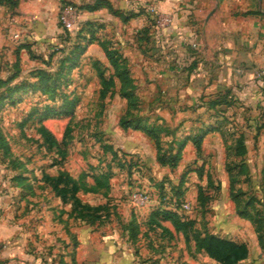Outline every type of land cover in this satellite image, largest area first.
<instances>
[{
	"label": "rangeland",
	"instance_id": "1",
	"mask_svg": "<svg viewBox=\"0 0 264 264\" xmlns=\"http://www.w3.org/2000/svg\"><path fill=\"white\" fill-rule=\"evenodd\" d=\"M66 1V4L78 8L79 3ZM62 6L63 3L56 12L54 32L48 34L50 39L47 41L39 42L24 35L25 40L14 46L0 42L1 77L14 71L16 47L24 45L25 54H20V48L17 56L20 71L11 83L25 80L37 85L36 68L54 72L49 78L50 90L42 91L30 85L14 92V101L11 98L0 101V178H6L14 187V213H44L49 208L51 213H67L68 244H72L73 237L76 238L70 230L71 221L79 218L83 225L91 222L102 227L101 234L113 231L120 241L138 247L147 245L150 248L154 244L158 248L167 247L150 256L158 261L161 257L162 264H222L221 256L215 252L195 249L190 229L174 230L173 237L168 238L160 235V228L148 227V213L157 205L168 206L184 217L193 218L202 233L209 231L245 241L247 257L257 259V262L245 263L241 259L235 264H264V249L258 240L261 235L264 241V171L260 170L264 164V148L260 151V147H264V133L252 137L254 132L247 130L246 152L234 153L229 147L233 145L232 136L235 131L246 130L247 123L235 120L231 114L226 120L216 122L221 115L218 106L212 109L192 106L195 119L178 121L183 114L179 113L178 118L176 107L165 104L167 100L163 99L172 97L170 91L162 88L152 90V94L144 91L140 76L130 66L134 87L130 90L125 87L132 91L130 97L125 96L119 90L118 78L110 79L113 68L102 56L104 51L96 40L88 43L71 62L66 74L61 75L58 72L59 57L73 44L78 29L66 32L60 19ZM137 27L142 26L135 23L116 26V29L127 31L132 37L138 35ZM97 33L99 39L105 38L104 30ZM43 34L47 35L46 28ZM69 63L67 61L66 65ZM101 73L105 78L100 77ZM62 81L67 84L64 86ZM2 90L3 86L0 87ZM63 94L76 99L71 115L44 120L65 149V155L61 156L37 133L38 114L30 111L46 102L57 105ZM186 108L190 106L182 110H188ZM121 116L128 119L129 126L120 125ZM136 120L142 125L148 123L158 127L159 147L154 138L133 127ZM214 123L217 128L204 136L199 150L193 144L191 147L185 144L177 163L170 164L179 141L186 134ZM66 125L70 130L66 142L62 143ZM139 144L149 150H139ZM161 156L164 157L163 163L160 162ZM107 174L109 176L105 179ZM98 175L104 184L96 190L73 191V179L94 184ZM135 190L146 191L149 201L144 205L134 203L131 193ZM58 199L66 208L58 206ZM184 202L189 203L188 210L181 209ZM235 215L241 219L240 232H233L230 228ZM143 253L137 256L139 262L146 257Z\"/></svg>",
	"mask_w": 264,
	"mask_h": 264
},
{
	"label": "crops",
	"instance_id": "2",
	"mask_svg": "<svg viewBox=\"0 0 264 264\" xmlns=\"http://www.w3.org/2000/svg\"><path fill=\"white\" fill-rule=\"evenodd\" d=\"M73 1L79 4L94 2ZM108 2L122 13L139 9L144 11L124 22L108 6L93 10L78 8L79 24L85 20L103 23L102 30L126 55L131 70L140 76L139 82L144 84V91L148 90L150 94L154 89L170 91L172 97L163 99L167 100L165 104L176 107L178 118L179 113L183 114L178 121L194 120L192 106L196 109L206 107V99L216 93H227L225 98L229 102L221 103L225 118L231 114L235 120L247 123L246 130L241 129L245 141L247 130L254 132L252 137L263 135L264 0ZM62 3L63 0H18L13 7L0 5V42L9 47L14 46L25 40L22 38L24 35L39 42L47 41L50 39L48 34L54 32L56 12ZM149 5H155L162 15H171L172 21L163 27L152 25L147 40L139 39L138 35L131 37L127 31H117L116 26L135 23L142 27L147 25L148 19L152 17L147 10ZM44 28L47 35L43 34ZM140 28L135 30L139 31ZM185 35L201 40L203 45L192 47ZM18 37L21 39H16ZM24 51L23 48L20 50L22 56ZM102 56L106 57L104 53ZM158 83L161 84L159 87ZM189 106L186 108L188 110H182ZM258 125L260 127L257 130ZM191 144L188 141L186 147H191ZM146 147L139 144L137 148L141 151L149 150ZM263 148L260 147V151ZM58 202L59 207L66 208L61 199ZM51 212L49 208L44 213H14V187L6 178H0V264H44L41 257L47 261L46 264H61L60 258L64 264H71L69 251L73 246L68 244L67 213ZM37 216L40 219L37 220ZM233 220L231 230L240 232L241 219L235 215ZM71 222L73 226L70 230L78 240L75 246V260L78 264L164 263L161 257L159 261L151 257L155 252L168 249L165 246L158 248L154 244L155 247L152 245L150 248L147 245L138 247L120 241L113 231L101 234L103 229L97 224L89 222L83 225L79 218ZM163 224L174 231L169 221H163ZM143 251L146 257L139 262L137 256ZM243 260L245 263L257 262L252 257Z\"/></svg>",
	"mask_w": 264,
	"mask_h": 264
},
{
	"label": "trees",
	"instance_id": "3",
	"mask_svg": "<svg viewBox=\"0 0 264 264\" xmlns=\"http://www.w3.org/2000/svg\"><path fill=\"white\" fill-rule=\"evenodd\" d=\"M18 0H0V4L2 5H9L11 7L15 6L17 4ZM67 2L66 0H63V3ZM101 6H108L109 10L115 14H119L121 19L125 22L132 16H135L136 14L144 11V9H139V11H130L129 13H122L118 9H114L108 0H94L93 3H82L79 4L77 7L81 9L86 10H93L97 9ZM147 25H144L140 28L139 31H137L139 39H146L149 37V30L152 27V25L155 24V20L150 17L148 19ZM104 27L103 23L99 21L94 20H85L82 22V24H79V27L77 29L76 33V39L73 40V44L70 47H67L68 50L59 57V65L60 68L58 69V72L63 75L66 74V71L68 67L71 66V62L75 61L77 57L85 50L86 45L94 40L98 44L102 46V49L104 51V54L110 64V66L113 68V71L110 73V79H112L114 76L118 78L120 82L119 90L123 92V94L127 97H130V94L132 93L127 91L130 90L129 88H133L134 86L132 84V78L130 76L129 72V63L126 55L122 52L119 46L115 44V41L107 36L105 33H102L105 38L99 39L98 37V30H102ZM64 29L67 32V28L64 27ZM89 34V35H86ZM63 40H67L63 38ZM85 41L83 43L82 41ZM24 45L19 44L16 47V59L14 62V71L9 73L5 77L0 76V87L3 86L4 91H0V101H3L5 98H11L10 100L14 101V95L13 93L16 91H19L20 89L28 86H33L36 88L41 89L42 91L50 90L51 84H50V77L54 74V72H50L46 68H36L34 70V74L38 76L37 85L36 82L30 83L27 81L22 82H16L11 83V79L14 78L16 75H18L20 68L19 64L17 63V56H19V49L22 48ZM33 57H36V55H33ZM49 57H51V53H49ZM67 61H69L70 65H66ZM65 69V70H64ZM101 78H105L104 75L100 74ZM63 80V78H62ZM65 81V78L64 80ZM62 81V82H63ZM64 83V82H63ZM67 84V81L64 83V86ZM58 85H61L60 83ZM58 88V87H57ZM56 88V89H57ZM61 92V91H59ZM227 93H224L222 95H219L216 93L213 97L206 99L204 103L206 104L207 108H213V107H220V119H218L216 122H221L223 120H226L225 116L223 115L221 103H228L229 101L226 100ZM203 97V96H201ZM76 104V99L73 98H67L66 94H63L60 102L57 105H53L50 102L43 103L40 108H32L30 113L35 112L38 114L37 117V127L36 131L40 135V137L45 141L48 142L51 146H53L60 154L61 156L65 155V149L61 147L60 141L57 139V137L54 135V133L45 125L44 120L50 117H60V116H69L71 115L73 111V107ZM128 119L125 117H120V125L122 127L129 126ZM141 122V121H140ZM144 122H146L144 120ZM220 126V125H218ZM133 127L135 129H141L146 134L154 138L156 146L159 147V129L153 124L144 123L143 125L139 123V121L136 120ZM260 125L256 127L258 128ZM217 128V124H208L207 126H201L197 128V131L194 133L186 134L181 141H179L178 146L172 155L171 158V165H175L177 161L180 158L181 152L185 146V144L188 141H191L193 146L196 150H199L201 148V144L203 141L204 136L211 130ZM70 127L69 125H66L64 134L62 136L61 142L65 143L67 140V135L69 134ZM1 137V135H0ZM232 143L233 145H229L230 149L234 153L237 154H244L246 152V143H245V136L242 131H235V133L232 136ZM164 157H160V162L163 163ZM260 170L264 171V164L261 166ZM84 173L80 176L83 177ZM104 176V175H102ZM105 179L108 178V174L105 175ZM101 176H95V183L94 184H86L84 181L80 182L78 179H73V191L76 192L79 189H82L84 191H94L97 189V187H100L103 185L101 183ZM238 215H240L238 213ZM78 216V214H76ZM163 221H169L172 226L174 227V230H181L188 228L192 231L194 243H195V249L196 250H203L207 253H216V255L221 256L220 261L222 264H235L239 260L244 259L248 256V247L247 243L245 241H236L230 238H225L223 236H220L213 232H204L202 233L200 230L197 229L195 226V221L193 218H188L182 216L176 209H173L168 206H161L157 205L154 207L150 213H148V217L146 219V224L149 228H160V235H166L168 238L173 237V231L163 224ZM73 234V233H72ZM73 236V235H72ZM259 245L262 249H264V241L261 239V235H258ZM77 245V240L75 237H73L72 242V249L70 251V262L71 264H78L75 260V246ZM44 257H41V260L44 264L47 263ZM61 264H64L63 260L59 259ZM66 264V263H65Z\"/></svg>",
	"mask_w": 264,
	"mask_h": 264
},
{
	"label": "built area",
	"instance_id": "4",
	"mask_svg": "<svg viewBox=\"0 0 264 264\" xmlns=\"http://www.w3.org/2000/svg\"><path fill=\"white\" fill-rule=\"evenodd\" d=\"M147 10L155 20V24L158 27L168 25L172 21L171 15L160 14L155 5H149L147 7ZM61 11L62 12L60 13V19L67 29H74L79 27L78 8L72 7L71 5L65 3L62 6ZM185 39L192 47H201L203 45L202 41L195 37H188L185 35ZM131 199L138 205H144L149 201L150 197L144 190H135L131 193ZM189 207L190 205L188 202L181 203L182 210H188Z\"/></svg>",
	"mask_w": 264,
	"mask_h": 264
}]
</instances>
